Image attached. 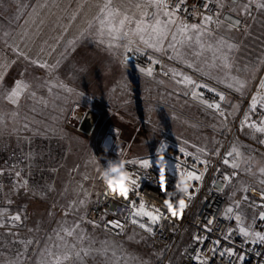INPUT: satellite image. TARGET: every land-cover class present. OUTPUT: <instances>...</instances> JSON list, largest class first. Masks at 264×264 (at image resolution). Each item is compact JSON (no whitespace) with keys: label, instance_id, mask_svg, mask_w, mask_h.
Masks as SVG:
<instances>
[{"label":"rangeland","instance_id":"obj_1","mask_svg":"<svg viewBox=\"0 0 264 264\" xmlns=\"http://www.w3.org/2000/svg\"><path fill=\"white\" fill-rule=\"evenodd\" d=\"M258 3H264V0H259ZM18 11L13 10L10 16L15 17ZM252 12L253 14L255 12V22H258L252 31L250 26L243 32L229 31L228 28L227 37H224L227 42L235 43L237 48L252 51L249 56L243 58L245 62L240 68L243 70L241 80L246 81L254 80L253 76L257 73L255 71H259L264 60V25H262L264 9L253 8ZM220 29L221 27L213 35ZM211 44L215 47L216 41ZM167 58L170 59L168 56ZM206 60L204 66L209 68L211 75H216V71L224 75L221 68L211 66L213 56L207 57ZM246 67L247 71L244 70ZM211 75L203 73L202 77L224 83L213 80L214 77ZM175 76L177 77L175 80H179L174 81L172 76L163 79L159 76L145 75L137 71V68L128 66L125 88H122V83L120 89H112V96L91 98L83 104L74 105L68 118L61 122H27L29 127H26L25 131L41 133L40 136H13L3 138L5 142L0 139L1 162L15 156L23 163V168H16L15 174L8 175L5 171L6 177H17L16 172H19L20 180L17 182L11 183L12 179L2 176L0 203L6 207L8 202V207L13 208L20 216L29 209L33 221L36 223L45 221L46 224V228H15L17 241L15 248L10 251L14 252V261L17 260V254L24 251V245L19 241L29 239L37 241V244L33 243L28 247L25 255L21 257L23 264H36L41 258V252L38 250L45 247L51 249L53 255L62 252V247H55L62 245V241L56 235L59 232L64 237V241L77 244V250L89 247L108 248L107 254L93 251L91 255L84 256L82 264H152L154 262L155 254L149 249L148 239L144 234L130 231L121 237H113L102 231L87 233L85 216L100 190L99 171L106 168L110 161H132L139 165L141 160H148L149 164L165 163L166 160L161 157L168 146L183 148L205 159H211L220 152L230 120L224 119L202 102L204 97L197 93L198 86H195L194 82L180 83L179 81L184 80L183 76L177 74ZM262 77L264 74L259 73L255 84ZM228 81L234 83L230 79ZM191 91H195L197 97L189 96L188 92ZM226 93L240 103L235 118L243 105L241 97L245 98L248 93L237 94L231 89H227ZM255 107L264 110L259 100ZM77 112H89L92 127L88 132L80 129V120L76 118ZM52 133L55 135H51ZM241 135L243 140L233 142L229 149L235 144L245 160L249 157L252 159L247 165L241 163L240 169L235 170L238 176L231 183L227 182L224 188L227 199L225 216L230 220L237 215L241 216L240 221L235 223L230 221L232 229L238 231L240 227L247 229L254 216L251 209L241 204V196L251 188L264 187L259 183L264 177L258 172V168L264 167V144L259 142L264 140V133H260L258 142L261 148L257 150L247 143L251 138L249 128H243L241 125ZM201 148L205 149V152L198 151ZM249 165L253 174L244 170ZM223 170L227 175L234 171L230 165L223 167ZM245 187L247 191L242 190ZM81 200L85 203L80 204ZM237 201L240 202L239 208L236 207ZM229 206L233 208L231 213L226 211ZM74 224L80 226L77 235L83 233L88 237L83 243H78L75 237H67L60 231L62 227L71 229ZM186 241L187 234L181 244ZM51 258L47 257V259Z\"/></svg>","mask_w":264,"mask_h":264},{"label":"crops","instance_id":"obj_2","mask_svg":"<svg viewBox=\"0 0 264 264\" xmlns=\"http://www.w3.org/2000/svg\"><path fill=\"white\" fill-rule=\"evenodd\" d=\"M137 2L146 4V0H133L130 14L138 12L134 6ZM258 2L259 0H255L250 4L249 0H236L234 3H228V6L231 15L242 16L249 9H258ZM99 3L100 0H0V117L3 120L0 123V139L40 136L41 133L25 131L24 125L29 127L27 122L64 121L74 109V105L83 104L91 98L110 97L111 90L120 89L122 83V88H125L128 65L122 61V54L126 49L123 46L109 48V37L105 36V43L102 44L95 32L88 30L87 22L93 19L96 12L94 6ZM245 5H249L246 11ZM13 10H19L15 17L10 16ZM147 11L151 14L157 10L148 7ZM254 14L250 20V31L258 23L255 22ZM149 22L153 20L150 18ZM93 24L94 27L98 26V22L94 20ZM171 30L175 31V28L172 27ZM227 31L228 24L224 23L218 33L202 36V42L208 45L221 37H227ZM189 35L192 36L191 44H177L182 55H177L168 48L167 43L161 51L145 46L138 39L133 45L166 54L170 62L165 64V69L174 81L179 80H175V75L179 74L182 78L190 77L195 86L207 84V87L198 89H205L216 95L223 93L225 100L220 103L229 114L228 119L232 120L239 110L240 103L226 91L231 89L235 92V83L233 88H229L227 84L230 82L224 79V75L217 71L216 75H211L212 72L204 65L206 58L213 56L212 51L207 47L201 50L196 44L195 33L190 30ZM168 40H171L170 36ZM115 43L123 45L127 41L118 40ZM17 45L24 56H19L13 50ZM225 51L234 65L231 74L242 79L243 70L240 68L245 62L243 58L249 56L252 51L239 48ZM195 52H201V55L197 57ZM189 64H192V67H189ZM255 72L257 73L253 76L254 80L248 81L245 90L236 91L237 94H247L250 91L259 73L264 74V64ZM203 73H208L214 77L213 80L224 83L204 79ZM16 81H21L22 85L18 104H12L5 97ZM217 86L223 88V91ZM5 171L8 175L15 174V169L6 166L0 159V180H3ZM5 178L12 179L11 183L20 180L16 176ZM1 195L4 196L2 192ZM7 204L3 207L0 203V264L14 261V252L10 251L15 248L17 241L15 228H46L45 221L36 223L32 220V212L29 209L24 212L25 216L21 215L24 219L21 217L20 221L11 220L10 217L16 215V212Z\"/></svg>","mask_w":264,"mask_h":264},{"label":"built area","instance_id":"obj_3","mask_svg":"<svg viewBox=\"0 0 264 264\" xmlns=\"http://www.w3.org/2000/svg\"><path fill=\"white\" fill-rule=\"evenodd\" d=\"M166 2L171 7L179 3V0H166ZM234 2L236 0H183L181 7L176 11V19L178 23L202 25V17L211 15L214 21L219 17L222 24L229 25L230 22L239 20V27L235 31H246L253 12L248 10L242 16L231 15L228 3ZM205 4L208 5L207 8L204 7ZM221 4L224 7H221ZM202 26L210 27L213 33L219 29L214 23ZM131 47L133 50H126L122 54V61L126 65L135 67L146 75L151 69L150 76L170 78L165 69V64L169 60L164 53L135 45ZM258 83L252 87L245 98L241 97L243 105L237 116L232 120L229 119L224 144L219 154L213 158H201L190 151L181 152V149L176 146H168L162 153L165 163H150L148 167H143L137 163L125 161L128 173L136 180L135 188L126 182L127 198L109 190L98 175L100 190L85 216L87 233L102 231L113 237H121L130 231L141 232L147 237L149 249L155 254L152 264H202V261L206 264H264V243L254 242L256 240L254 235L245 236L240 231L232 229L230 221L235 223L236 218L230 220L225 216L227 199L224 188L227 182L223 181V177L227 175L223 167H229L223 163L224 153L230 150L233 142L243 140L241 121L245 115L248 116L249 122H259L264 119L262 108L255 107L253 110L250 106L251 96L257 92ZM217 87L223 91V88ZM197 91L209 103H220L218 95L205 89ZM192 92H188V95L191 96ZM221 111L225 112L222 105ZM223 118L228 120V116ZM249 130L251 138L247 140V143L254 150L261 148L258 142L260 133L252 128ZM185 153H191V155ZM200 161H206V163ZM4 163L13 169L23 168L22 161L15 156L7 158ZM160 165H164L163 184L160 181ZM188 171L202 174V179L189 181L186 174ZM181 181L189 185L187 191L192 195L191 201L188 200L185 192L180 191ZM1 185L0 181V189ZM260 190V188L249 189L241 196L240 202L254 213L247 230L250 233L258 231L264 234V219H261L259 215L261 211H264V199L261 198ZM245 196L248 199H244ZM181 199L186 205L183 210L179 208ZM132 201L136 202L137 208L139 202L144 201L148 210H152L153 206L160 209L161 218L153 223L147 217H134V209L130 203ZM166 201L174 206L176 216L172 215ZM133 219L139 223H145L151 227L152 231L148 232L140 228L139 223H132ZM209 220L214 222L208 225ZM110 221H119L123 225V230L113 228L109 225ZM186 234L187 241L181 244ZM196 237L202 240L198 241ZM216 241L219 243H214ZM229 248L233 249L234 254L231 256L225 252ZM212 249L215 251H211ZM221 253L224 254L221 255ZM197 254L201 257L199 261L194 258ZM240 256L244 259L240 260Z\"/></svg>","mask_w":264,"mask_h":264},{"label":"snow or ice","instance_id":"obj_4","mask_svg":"<svg viewBox=\"0 0 264 264\" xmlns=\"http://www.w3.org/2000/svg\"><path fill=\"white\" fill-rule=\"evenodd\" d=\"M255 0H249V3H253ZM183 3V0H179V3H176L173 6H169L166 2V0H146V4H141L139 2L135 3V8L138 10L137 13H131L129 12V9L133 6V0H100V3L95 5L96 12L93 15V19L89 20L87 22L88 30H92L97 35L100 43H105V36L109 37L108 41V47H121L123 46L127 51H131L132 45L136 43V40L138 39L139 42L143 43L145 46L149 48H154L156 51H161L163 49V46L165 43H167V47L171 48L174 52H176L177 55H182V52L180 49L177 48V44H191L192 36L189 35V31L195 33L196 36V44L199 46L201 50L205 49L207 47L208 50L212 51L213 53V63L212 67L216 68L219 67L224 72V79L225 80H231L234 81L236 87L235 91L237 92H243L245 88L248 85V81L241 80L238 76H231V72L233 71L234 65L229 61V55L227 50H232L237 48L238 46L235 43H229L225 40V38L221 37L219 40L216 41V46L213 47L212 44L205 45L202 42V36L204 35H212L213 30L210 27H203L202 25H210L215 24L217 29L220 28L222 21L219 19V17L214 21L213 17L211 15H205L202 17V25L197 24H186V23H178L176 19V11L179 10ZM127 5V7H125ZM221 7H224L223 4L220 5ZM249 5L244 6V10L246 11ZM256 6L258 8L264 9V3H257ZM148 7H154L157 11L153 13H149L147 11ZM205 8L208 7L207 4L204 5ZM163 17V19L161 18ZM75 18V17H74ZM152 19L153 22H149V19ZM93 20L98 22V26L94 27ZM240 24L239 20H236L234 23H229L228 28L229 31L238 29ZM174 27L175 31H172L171 28ZM7 36L8 34L5 33ZM171 37V40H168V37ZM23 39V37H21ZM123 40L127 41L126 44H119L115 43V41ZM71 43V42H70ZM13 50L19 55L24 56V53L20 51L19 46H14ZM195 56L199 57L201 55V52H195ZM158 63V61H156ZM33 63H36V61H33ZM207 63V61H206ZM264 64V62H262ZM46 66V65H45ZM189 67H192V64L188 65ZM247 71V67L244 69ZM148 75H152L151 69L148 70ZM179 75V74H177ZM2 79V77H0ZM184 81H187L188 83H193L190 77H184L183 81H179L180 83H183ZM22 85L21 81H16L15 86L11 89V91L7 94L5 99H7L12 104H18V98L20 96V86ZM198 87H207V84L204 85H197ZM227 86L229 88H233V83H228ZM26 87V85H25ZM257 87V92L255 94H252L251 96V102L250 106L255 110V106L257 105V101H260V106L264 107V77L259 79ZM212 91H215V89H211ZM70 91V89H69ZM33 95H35L33 93ZM220 101L225 100V96L223 93L217 94ZM192 96L195 98L197 97V93L195 91L192 92ZM202 102L209 108L214 109L221 117H226L229 115L228 113H225L224 111H221V104L220 103H209L207 100H202ZM13 115H16V113H13ZM2 117H0V123H2ZM241 125L243 128H252L257 133H264V119H261L259 122H249L248 116L245 115L244 119L241 121ZM26 128L27 125H24ZM261 144H264V140L259 141ZM200 152H205V149L201 148L198 149ZM181 152H185V150L182 148ZM186 155H191V153H185ZM216 154H219L218 152ZM163 159V158H162ZM252 158L249 157L247 160L244 159L243 154L239 151V148L233 144L231 149L224 153V159L223 163L225 165H230L231 168L234 170L231 174L225 175L223 177V181H226L228 183H231L232 180L238 176V172L235 171L237 169H240L241 163L248 164V161ZM201 163H206V161H200ZM133 163V162H129ZM141 165L143 167L149 166L148 160H141ZM247 173H251V167L250 165L244 169ZM258 172L261 177H264V167L258 168ZM187 177L189 181L193 180H200L202 179V174H196L194 171H188ZM17 177L20 176L19 172H16ZM87 179V177H85ZM128 184L132 185L133 188L136 186V180L131 177L129 174L127 177ZM26 183V182H25ZM161 183H164V180L161 181ZM259 183L261 185H264V178L259 180ZM222 190V189H221ZM243 191H247V187L242 189ZM261 198L264 199V188L261 190ZM115 193V191H114ZM185 194L188 197V200L191 201L192 195L186 190ZM120 196H123L127 198L128 196V188L124 189L123 191L119 192ZM244 199H248L246 196ZM85 201L81 200L80 204H84ZM131 207L134 209L133 216H143L149 218L151 222H156L161 217L159 215L160 209L155 208L153 206L152 210H148L147 206L144 201L139 202V206L137 208L136 202L132 201ZM168 206V209L172 212L173 216L177 215V212L174 208V206L169 203L165 202ZM74 206V205H73ZM185 201L181 200L179 202V208L183 210L185 208ZM240 202H236V207L239 208ZM226 211L228 213H231L233 211V208L229 206ZM260 218L264 219V211H261L259 213ZM13 221H20L21 216L19 214H16L12 217H10ZM236 220L240 221L241 216L237 215ZM214 221L209 220L208 225H211ZM132 223L136 224L139 223L137 220L133 219ZM109 225H111L113 228H119L123 230V225L119 221H110ZM79 224H74L71 229L62 227L61 232H63L67 237H75L78 243H83L84 240L88 239L86 235L81 233L80 235H77V230L79 229ZM139 227L142 229H145L148 232H151L152 229L145 223H139ZM240 232L243 233L245 236L248 235H254L256 238V241L260 243H264V234L261 232H255L250 233L245 227H240ZM31 231V230H30ZM57 238L62 241V245H56L55 247L63 248V251L53 255L51 249L48 247H45L44 249H40L38 251L41 252V258L37 260L36 264H82V260L84 256L91 255L93 251H96L100 254H107L108 248L105 247L104 249H93L91 247L89 248H81L77 250V244L72 243L69 244L66 241H64V237L60 235L59 232H57ZM198 241L202 240L200 237H196ZM22 245H24V251L17 254V260L16 261H10L9 264H23V261L21 260V257H23L28 250V247L32 245L33 243H37V241H34L32 239H29L27 241H19ZM216 244L219 243V241L214 242ZM211 251H215V249H212ZM225 252L228 255H233V249L229 248L226 249ZM224 253H221L223 255ZM113 255H115V252H113ZM47 257H52L51 259H47ZM198 261L201 260V257L197 254L195 257ZM240 260H243L244 257L240 256ZM202 264H206L205 261H202Z\"/></svg>","mask_w":264,"mask_h":264},{"label":"clouds","instance_id":"obj_5","mask_svg":"<svg viewBox=\"0 0 264 264\" xmlns=\"http://www.w3.org/2000/svg\"><path fill=\"white\" fill-rule=\"evenodd\" d=\"M163 157H161L162 159ZM125 161H110L106 168L99 171V178L103 184L112 192H121L127 189V177L129 175L126 167ZM160 181L164 180V165H160ZM182 187L180 191L185 192L189 185L181 181ZM183 200V199H181ZM179 200V202L181 201Z\"/></svg>","mask_w":264,"mask_h":264},{"label":"water","instance_id":"obj_6","mask_svg":"<svg viewBox=\"0 0 264 264\" xmlns=\"http://www.w3.org/2000/svg\"><path fill=\"white\" fill-rule=\"evenodd\" d=\"M77 120H80L79 127L81 130L88 132L92 127V123L89 119V112H77L76 115Z\"/></svg>","mask_w":264,"mask_h":264}]
</instances>
